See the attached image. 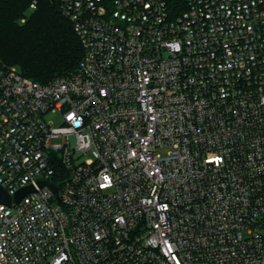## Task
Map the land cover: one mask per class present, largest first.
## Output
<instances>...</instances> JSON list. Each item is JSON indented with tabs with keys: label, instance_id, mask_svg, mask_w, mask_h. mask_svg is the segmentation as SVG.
Masks as SVG:
<instances>
[{
	"label": "built area",
	"instance_id": "obj_1",
	"mask_svg": "<svg viewBox=\"0 0 264 264\" xmlns=\"http://www.w3.org/2000/svg\"><path fill=\"white\" fill-rule=\"evenodd\" d=\"M51 1L82 56L0 61V264H264V0Z\"/></svg>",
	"mask_w": 264,
	"mask_h": 264
},
{
	"label": "trees",
	"instance_id": "obj_2",
	"mask_svg": "<svg viewBox=\"0 0 264 264\" xmlns=\"http://www.w3.org/2000/svg\"><path fill=\"white\" fill-rule=\"evenodd\" d=\"M0 0V61L20 73L46 83L76 70L82 47L71 21L51 0ZM172 15L184 0H166Z\"/></svg>",
	"mask_w": 264,
	"mask_h": 264
},
{
	"label": "water",
	"instance_id": "obj_3",
	"mask_svg": "<svg viewBox=\"0 0 264 264\" xmlns=\"http://www.w3.org/2000/svg\"><path fill=\"white\" fill-rule=\"evenodd\" d=\"M41 183H43V181H41ZM31 190H33L32 186H26L24 188H21L15 193L14 195L15 200L16 201L20 200L24 196L25 193ZM10 200H11V197L9 193L0 185V203H4L9 206Z\"/></svg>",
	"mask_w": 264,
	"mask_h": 264
},
{
	"label": "rangeland",
	"instance_id": "obj_4",
	"mask_svg": "<svg viewBox=\"0 0 264 264\" xmlns=\"http://www.w3.org/2000/svg\"><path fill=\"white\" fill-rule=\"evenodd\" d=\"M46 118L51 120L53 124L58 125L61 123V117L59 114H47Z\"/></svg>",
	"mask_w": 264,
	"mask_h": 264
}]
</instances>
